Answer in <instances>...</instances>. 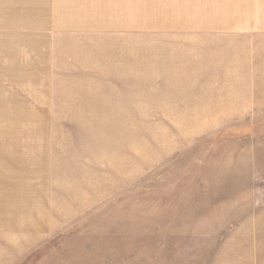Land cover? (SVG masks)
Here are the masks:
<instances>
[{"label": "rangeland", "instance_id": "374dc122", "mask_svg": "<svg viewBox=\"0 0 264 264\" xmlns=\"http://www.w3.org/2000/svg\"><path fill=\"white\" fill-rule=\"evenodd\" d=\"M168 2L0 0V264H264V32Z\"/></svg>", "mask_w": 264, "mask_h": 264}, {"label": "crops", "instance_id": "0c3cea01", "mask_svg": "<svg viewBox=\"0 0 264 264\" xmlns=\"http://www.w3.org/2000/svg\"><path fill=\"white\" fill-rule=\"evenodd\" d=\"M199 0H196V2H198ZM202 1L204 0H200V2L197 4L196 2L194 3L192 0L189 4H185L184 6H177L176 0H173V3L171 4V2H168L166 5V9L164 10L163 16L161 17V21L160 23H158V25L161 26H165V27H169V25L174 26V27H180L183 26L185 27V25H196V26H202L204 25V21L199 19L198 17L202 14L205 15V11L208 14H211L213 16V19L216 21H214L212 19V22L214 21L216 24H220V20L218 19L217 14L222 12L220 5L217 4V9H213L212 12L207 11V9H209V7H206V5H202ZM243 1V0H241ZM240 0H223V4H224V12H225V17L226 19L229 20V24L230 26H233L234 24H236V27H241V25L246 26L245 24L241 23V20L245 17H243L242 19L240 18V20H236V16L235 14L237 12H241V13H248L247 16V21H249V26L248 28L250 29L252 27V25L254 26H259V28L261 29V31L264 32V0H246L244 2H246L247 4L243 6V10H239L238 6H240L239 4ZM121 3V4H120ZM118 7L121 6L122 8L124 6H126L128 3L122 1L120 2ZM111 4L110 3H106L105 5L102 6L101 11H96V14H106L109 13V8H110ZM114 6H116L114 4ZM117 7V9H118ZM129 6H127L128 8ZM140 8V9H138ZM120 12H121V8ZM115 11V10H114ZM92 12V10H90V13ZM117 12V11H115ZM139 12H143L142 7H137V8H131L129 7L128 10H126V12H123L122 14L124 15V17H129V19H127L128 24L125 26L123 24H120L121 26L123 25L126 28H121V29H133L132 27H134L136 24L134 23L135 20L136 21H145L144 19L140 18L139 20L137 19L138 17L136 16ZM117 14V13H116ZM119 14V13H118ZM167 14H171V15H180V19H177L176 17L170 19L169 15ZM184 15L187 17L185 18ZM219 15V14H218ZM198 16V17H197ZM120 17V16H118ZM102 18V17H100ZM132 18V21H131ZM119 19V18H118ZM117 20L112 18L110 21ZM109 21V22H110ZM126 21V19H125ZM108 21L105 22H101L99 23L100 25H105V23L107 25H109ZM240 22V23H239ZM247 27V26H246ZM136 28V27H134ZM97 29H109V28H104V27H98ZM206 31H202V32H194V34H206ZM193 34V33H192ZM31 115V113H30ZM6 222L9 224V227H11L12 225L10 224V221L6 220ZM0 226L2 229H4L5 224L0 223ZM14 226V225H13ZM8 229V228H7Z\"/></svg>", "mask_w": 264, "mask_h": 264}]
</instances>
